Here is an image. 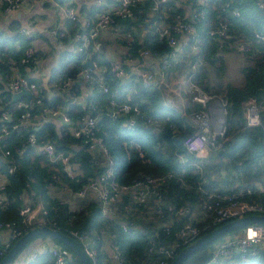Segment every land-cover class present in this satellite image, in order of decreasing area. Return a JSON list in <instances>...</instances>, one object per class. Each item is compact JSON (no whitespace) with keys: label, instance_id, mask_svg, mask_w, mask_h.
Wrapping results in <instances>:
<instances>
[{"label":"trees","instance_id":"trees-1","mask_svg":"<svg viewBox=\"0 0 264 264\" xmlns=\"http://www.w3.org/2000/svg\"><path fill=\"white\" fill-rule=\"evenodd\" d=\"M191 1L194 8L204 10V15L194 25L196 41L188 36L186 44L176 51L175 60L162 68L163 77L169 81L190 76L203 91L223 98L224 133L218 138L219 145L201 160L190 156L181 143L182 138L192 130L190 123L180 116L178 110L163 101L159 89L144 86L134 73L123 78L114 75L106 57L109 40L97 38L95 42H89L83 51L64 48L58 53L47 76V87L54 95L47 97L39 76L30 77L35 82V88L31 90L28 111L29 120L34 123L32 127L35 129L32 130L35 135L39 139L50 141L55 149L67 152L69 166L75 175L67 177L60 167L28 145L26 132L9 127L6 132L0 130V173L6 179L1 189L5 202L0 203V222L16 221L18 209L25 201L31 205L41 201L47 209L45 225L70 235L78 244L77 238L70 231L88 234L94 240L99 259L102 260V255L106 256L104 242L109 239L117 246L123 264H146L148 258L153 257L146 252L150 238L174 244L176 252L182 247L178 239L171 234H164L159 226L157 229L150 227L151 221L161 224L172 219V229L183 222H190L200 228L199 236L230 220L211 222L204 215L201 204L209 193H228L232 189L247 187L251 192L242 197L264 204L263 198L261 202L247 197L253 192V188L246 185L253 181L264 185V111L260 114V124L254 127L245 126L242 117V102L247 97H264V44L250 39L254 32L264 34V15L255 0H199L197 4L196 0ZM223 2H228L229 7L221 9ZM153 4L155 0L137 1L132 6L131 17H115V25L122 27V30L114 40L122 51H130L133 55L137 54L138 49L146 51V58L153 59L147 62L160 66L161 59L172 48L164 38H158L154 27L159 19L170 25L178 19H184V11L172 0L158 3L154 9L151 8ZM231 7L238 9L237 16L231 13ZM96 9L97 7L92 9L93 13ZM218 20L225 21L228 26L224 35L209 34L208 29ZM17 27L16 23L11 22L7 31H0V111L8 110L14 122L20 121L19 113L22 109L15 107L16 101H12L11 93L4 89V82L14 72L29 77L25 68L31 67V60L36 52H33L29 61H20L28 40L17 33ZM78 28L77 21L67 20L65 30L70 35ZM66 32L57 30L55 39L65 44ZM173 35L179 40L178 34ZM237 41L248 42L249 48L243 52L234 50L231 45ZM193 43L196 44L194 49ZM86 59L102 67L101 71L95 69L91 72V81L81 76L82 63ZM119 59H123L122 53ZM236 59L237 66L232 68L230 61ZM99 74L107 87L106 92L95 84ZM66 78L70 81L61 86ZM87 86L90 87V93L85 100L75 101V97ZM110 97L137 103L141 111L155 119V122L146 124L138 121L133 130L126 129L120 120H110L104 114L103 106ZM191 106L194 108L196 104ZM45 107H62L73 126L78 125L84 114H95V110L98 111L93 136L100 138L106 146L116 182L129 184L144 175L169 173L165 181L157 186L161 216L146 212L155 205L156 199L152 195L146 203L137 204L128 193H123L119 200L111 203V216L103 215L94 194L77 200L72 198V191L89 179H96L101 175L107 158L98 148H88L84 142L85 136H74L58 120L45 119L42 112ZM136 146L141 149V155L137 154ZM8 166L13 167L12 171H7ZM233 182L237 185L233 186ZM224 185L228 188L223 189ZM48 187H52V190H48ZM65 196L72 198L76 207L71 208L64 200ZM167 205L183 211L176 213L177 215L170 214L166 209ZM197 208H200L205 219L198 222L187 220V214ZM121 223L129 229L123 230ZM241 227L230 229L202 244L186 255L180 264L204 263L219 241L228 234H238ZM29 228L31 227H26L23 232ZM41 235L45 234L29 238L7 264H11L27 244L25 252L29 251L31 241L42 242ZM15 239L10 240L6 251ZM46 239H52L73 264H80L67 245L52 237L47 236ZM3 243L4 240L0 238V246ZM253 253H250L249 263L264 264V249ZM247 255L249 254H244ZM235 256L237 258L240 255L235 254L233 258ZM24 262L23 264H55L47 251L39 252L33 261Z\"/></svg>","mask_w":264,"mask_h":264},{"label":"built area","instance_id":"built-area-1","mask_svg":"<svg viewBox=\"0 0 264 264\" xmlns=\"http://www.w3.org/2000/svg\"><path fill=\"white\" fill-rule=\"evenodd\" d=\"M50 0H0V16L6 20H11L12 13L26 3L47 2ZM140 0H94V5L97 7L94 17L85 26H79L73 33V50L83 51L89 42L94 41L99 36H112L113 39L121 33L122 27L115 25L114 18L119 19L129 18L133 15L132 6ZM177 7H181L184 11L182 16L184 19H178L172 25L167 24L159 19L154 27L158 38H164L167 44L171 46V51L161 59L160 66L154 68L145 65L144 61L139 62L140 59H145L146 51L138 49L137 54L117 48L115 40L110 44L108 53V63L113 70L114 75L118 78H123L131 73L138 76L144 86L150 89H159L161 86L169 87L174 92L176 105L170 104L173 108L179 111L180 116L184 117L192 126V130L187 133L181 140L185 151L198 160L206 157L210 151L219 145L218 138L224 133V121L222 115L225 117V101L222 97L208 94L203 91L196 83H194L190 76H183L177 79L166 81L163 77L162 68L166 67L170 61L175 60L176 51L184 46L187 42L188 36L194 42L197 38L195 30V23L199 17L204 15L203 9L194 8L191 0H172ZM165 2V0H155V4L151 5L154 9L158 3ZM195 1V4L199 3ZM257 7L264 15V0H255ZM61 7L63 18L66 20L77 21L78 12L72 4L68 1L62 4ZM228 2L221 4V9L228 8ZM231 13L235 16L239 14L236 7L229 8ZM228 26L225 21L218 20L212 28L208 29V33L212 35H224ZM17 33L28 40L27 45L23 49V56L20 58L21 62L30 60L33 52L39 48L42 39L36 35L31 28L17 27ZM178 34L179 40L173 35ZM252 41L256 40L264 44V34L259 32L252 33ZM97 47V43L95 45ZM196 44H192L194 49ZM234 50L243 52L249 48V43L244 41L233 42L231 45ZM120 53L123 54V59H119ZM101 71L102 67H98L94 62L90 66L84 67L81 71V76L88 81L92 80L91 72L93 70ZM66 78L61 86H65L69 82ZM96 86L101 91L106 92L107 87L104 84L102 75H98ZM26 89L31 92L35 88V82L30 77L16 74L15 72L4 82V89L11 92ZM83 93L75 97V101L83 102L85 97L90 93L85 87ZM84 88V89H85ZM182 91L185 98L179 95ZM38 102V99H35ZM191 104H196V107L190 108ZM16 108H21L19 113V122L12 120L11 113L8 110L0 111V130L6 132L7 128H18L26 132V143L33 147L37 152L41 153L49 162L55 163L66 174L67 177H73L74 171L69 166V154L63 150L55 149L54 145L44 139H39L35 133L29 120V100H16ZM104 114L110 120H120L128 130H133L137 122L151 124L155 122L149 115H145L137 103H130L126 100H120L113 97L107 99L103 106ZM95 114H84L77 126H73L69 117L62 107L42 109L45 119L51 118L58 120L69 128L74 136H85L84 142L90 149L98 148L107 158V164L100 176L96 179H89L78 189L71 192L72 198L81 199L88 194H94L98 199L99 208L103 215L111 216V203L119 200L123 193H128L133 201L137 204H144L150 197L154 196L155 205L146 211L148 214L161 216V207L159 205V197L157 186L165 181L169 173L152 176L144 175L138 179L133 180L129 184L118 183L113 179L114 170L111 160L107 154V148L100 138L93 136V129H96V120L98 111ZM264 111V97L257 99L255 96H249L242 102V117L244 125L247 127H254L260 124V114ZM158 122V121H157ZM33 129V130H32ZM264 133V128H263ZM136 152L141 155V149L136 146ZM7 153V151H5ZM13 167L8 166L7 171H12ZM6 183L4 174L0 173V203L5 202L1 189ZM264 192V187L260 189ZM251 189L241 187L232 189L228 193H209L206 200L201 204L204 215L211 222H221L226 219H233L246 214H264V204L254 201H249L243 198V194L250 193ZM64 196V195H62ZM71 198V199H72ZM69 196H65L67 204L71 208L76 207V203L71 200ZM166 209L170 214L177 215L181 213L182 209L175 210L174 206L167 205ZM47 209L43 202L36 201L32 205L25 201L18 209V219L10 222H0V233L4 237V243L0 246V258L5 254L6 248L10 240L20 236L26 227H33L38 225H45ZM173 220L169 219L159 225V229L166 235H173L172 237L178 239L182 246L191 242L198 237L200 228L190 222H183L175 229L171 228ZM123 230H128V226L121 223ZM79 242V246L84 251L90 264H123L117 246L112 240L106 239L104 248L106 256L102 255V260L99 259L98 253L94 247L93 238L86 233L78 234L75 231H70ZM264 245V224L255 222L241 227L238 234H231L219 241L213 249L210 257L202 264H233V256L235 254L244 255L253 253L257 246ZM176 246L174 244H167L153 239L148 240L146 252L153 255L149 257L146 264H168L173 256L176 254ZM47 251L50 253L55 264H73L71 260L66 257V253L56 243L49 239L46 245H42L38 250L30 251L27 254L26 261H33L39 252Z\"/></svg>","mask_w":264,"mask_h":264},{"label":"crops","instance_id":"crops-1","mask_svg":"<svg viewBox=\"0 0 264 264\" xmlns=\"http://www.w3.org/2000/svg\"><path fill=\"white\" fill-rule=\"evenodd\" d=\"M67 1L69 4H72L75 10L78 12L77 24L79 26H85L90 20L93 19L94 13L92 9L95 10L96 8L94 5V0H50L47 2L26 3L12 13L11 20L8 21L0 16V31H7L6 28L8 24L14 22L19 27L31 28V30L34 31V33L40 36V38L42 39L39 48L36 49V52L32 57L31 67L25 68V73L29 75V77L33 78L39 76L41 78L42 74L48 76V74L50 73L51 66L54 65L56 62L58 53L64 48L69 50L73 48L74 42L72 36L74 32H72L71 35L66 32L65 27L67 20L63 18L61 11V7L63 6L62 4ZM59 29H62L64 32H66L65 44L62 41L55 39V33ZM98 38H101L103 40H109V44L106 45V57L108 59L107 51L110 50V44L114 39L112 36H108V34L107 36H99ZM143 60L145 65H148L151 68H154L156 66L153 62H147L152 61V58H145ZM84 90H86V88ZM84 90L81 91L79 94L83 93ZM88 91L90 92L89 88ZM160 92L162 99L166 104L170 105L174 103L176 105L175 95L171 88L161 86ZM179 95L182 98H185V94L182 91L179 92ZM249 183L251 182H248V184L246 185L252 186L253 192L247 197L252 200L262 202V198L264 199V192H262L260 189L263 188L264 185L257 181H253L251 184ZM235 185H237L236 182H233V186ZM226 188L228 187L224 185L223 189ZM48 190H52V187H48ZM165 218L167 219L168 216H165ZM186 219L189 221L198 222L203 221L205 218L201 214L200 208H197L196 210L190 211L189 214H187ZM156 222L157 221L155 220L151 221L152 225L149 226L153 227L154 229H157L160 224ZM229 235L231 234H228L226 236ZM0 238L4 240L2 233L0 234ZM48 240L49 239L42 240V242L40 243L37 242V240H33V242L31 241L29 246H31L32 248L29 249V251L27 250L25 252V250H23L22 252H20V254L18 253L16 257L12 260L11 264L25 263L24 261L27 260V254L30 251L38 250L39 247L44 244L46 245V241ZM259 249H264V245L259 244L255 251ZM250 255L252 254H249L247 256L240 255L237 256V258L235 256L233 258V264H257L256 262L249 263ZM223 262L224 259L220 263L223 264Z\"/></svg>","mask_w":264,"mask_h":264},{"label":"water","instance_id":"water-1","mask_svg":"<svg viewBox=\"0 0 264 264\" xmlns=\"http://www.w3.org/2000/svg\"><path fill=\"white\" fill-rule=\"evenodd\" d=\"M91 61L86 59L82 63V68L90 66ZM47 76L42 74L41 76V85L45 89L47 97L54 95V93L47 87ZM31 92L26 89H20L14 92H11V100L16 101L21 97H24V100H29ZM222 120L224 121V115L221 116ZM38 126H36L37 128ZM35 129V128H34ZM223 172V171H222ZM263 223L264 224V214H246L243 216H239L228 221H225L213 229L199 235L198 237L194 238L188 244L182 246L173 258L170 260L168 264H180L181 261L184 259L186 255L197 249L202 244L214 239L216 236L236 227H241L250 223ZM37 234H45L48 237L55 238L65 245H67L72 252L77 256L78 261L80 264H90L87 256L85 255L84 251L81 249L79 244L68 234L63 233L62 231L51 228L47 225H38L33 226L26 231H24L20 236H18L12 244L9 246L5 254L0 258V264H7L9 260L15 255L18 249L32 236ZM32 247H30L31 249Z\"/></svg>","mask_w":264,"mask_h":264},{"label":"rangeland","instance_id":"rangeland-1","mask_svg":"<svg viewBox=\"0 0 264 264\" xmlns=\"http://www.w3.org/2000/svg\"><path fill=\"white\" fill-rule=\"evenodd\" d=\"M231 62V67L232 68H236V66H237V63H238V60L236 59V60H231L230 61ZM190 108H192V106L190 107ZM42 236V239L43 240H45L46 238H47V235L45 236V235H41ZM37 238V237H36ZM28 246V244L27 245H25L20 251H19V254H20V252H22L23 250H25L26 249V247Z\"/></svg>","mask_w":264,"mask_h":264}]
</instances>
